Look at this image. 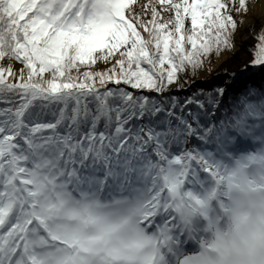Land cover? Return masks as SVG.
Masks as SVG:
<instances>
[{
    "label": "snow or ice",
    "instance_id": "6c2138e0",
    "mask_svg": "<svg viewBox=\"0 0 264 264\" xmlns=\"http://www.w3.org/2000/svg\"><path fill=\"white\" fill-rule=\"evenodd\" d=\"M249 9L0 0V264H188L240 174L264 189V22L195 84Z\"/></svg>",
    "mask_w": 264,
    "mask_h": 264
},
{
    "label": "clouds",
    "instance_id": "9594fccd",
    "mask_svg": "<svg viewBox=\"0 0 264 264\" xmlns=\"http://www.w3.org/2000/svg\"><path fill=\"white\" fill-rule=\"evenodd\" d=\"M227 209L205 246L187 254L188 264H264V189L253 187L240 174Z\"/></svg>",
    "mask_w": 264,
    "mask_h": 264
},
{
    "label": "bare ground",
    "instance_id": "6f19581e",
    "mask_svg": "<svg viewBox=\"0 0 264 264\" xmlns=\"http://www.w3.org/2000/svg\"><path fill=\"white\" fill-rule=\"evenodd\" d=\"M250 9L249 12L245 15L244 26L238 27L236 34L234 35V49L230 53L221 54L218 58L213 57L210 60V64L208 68H205L203 71L199 72L195 78L197 81L204 80H214V77L222 72H231L234 68H236L242 60L246 57H249L251 53V49L254 48V43L256 40L254 39L256 33H258L260 25L264 22V0H249ZM254 26V27H253ZM250 28L252 29L250 31ZM248 45V49L243 48L239 50V47H243V44ZM246 52L245 55L241 58L239 56H232L234 53ZM18 66V65H17Z\"/></svg>",
    "mask_w": 264,
    "mask_h": 264
},
{
    "label": "rangeland",
    "instance_id": "374dc122",
    "mask_svg": "<svg viewBox=\"0 0 264 264\" xmlns=\"http://www.w3.org/2000/svg\"><path fill=\"white\" fill-rule=\"evenodd\" d=\"M235 18V17H234ZM236 34V33H235ZM257 34V33H256ZM234 43V42H233ZM256 43V42H255ZM254 43V44H255ZM243 48H245V49H248L249 47H248V45L245 43V44H243V47H239V50H242ZM234 49V48H233ZM233 49L232 50H225V51H223L221 54H226V53H230L231 51H233ZM245 51L244 52H238V53H234L232 56H239L240 58L242 57V56H247V55H245ZM219 55V56H222V55ZM251 54L252 53H250L249 54V56H251ZM218 56V57H219ZM213 57H215V58H218L217 56H215V55H213V56H211V58H210V60H212V58ZM204 69H201V70H199L198 71V73L199 72H201V71H203ZM226 73H228V72H222V73H219L217 76H215L214 77V80H211V79H208V80H202V81H197V80H195V84L199 87V86H204V85H209V84H214V83H218L221 79H224V78H226ZM186 94L187 93V90H185V92H181V94Z\"/></svg>",
    "mask_w": 264,
    "mask_h": 264
},
{
    "label": "trees",
    "instance_id": "16d2710c",
    "mask_svg": "<svg viewBox=\"0 0 264 264\" xmlns=\"http://www.w3.org/2000/svg\"><path fill=\"white\" fill-rule=\"evenodd\" d=\"M186 94H187V93H186ZM180 95L183 96V95H185V94H183V93L181 94V93H180Z\"/></svg>",
    "mask_w": 264,
    "mask_h": 264
}]
</instances>
